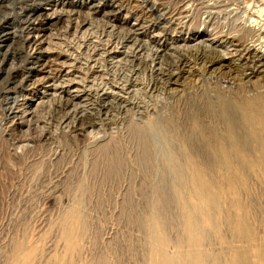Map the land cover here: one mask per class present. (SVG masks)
<instances>
[{
    "label": "rangeland",
    "instance_id": "rangeland-1",
    "mask_svg": "<svg viewBox=\"0 0 264 264\" xmlns=\"http://www.w3.org/2000/svg\"><path fill=\"white\" fill-rule=\"evenodd\" d=\"M236 26L250 28L252 36L236 41ZM256 29L264 30V0H0V262L23 230L37 247L38 263L53 264L64 251L54 214L66 202L54 200L69 164L56 165L58 157L74 161L89 143L121 131L127 115L166 113L164 108L180 115L177 101L199 100L205 90L214 94L217 80L230 85L229 91L255 93L245 75L256 64V50L264 52ZM119 34L127 38L120 41ZM217 55L226 66L211 70ZM131 60H144L143 77L138 67L126 72ZM166 68L169 75L180 74L181 85L169 83V75L160 72ZM44 107L56 113L60 108L57 124L39 118ZM198 152L210 165L208 152ZM40 162L45 172H31L30 165ZM226 194L214 209L217 223L204 225L202 250L212 259L219 255L218 264H239L234 255L246 251V263L255 264L264 249V191L249 174L248 186L238 192L249 210L247 237L233 227L237 217ZM46 197L49 203L42 201ZM116 206L105 205V217L90 212L77 264L107 249L124 250L113 264H138V252L131 249L138 232L118 218Z\"/></svg>",
    "mask_w": 264,
    "mask_h": 264
},
{
    "label": "bare ground",
    "instance_id": "bare-ground-1",
    "mask_svg": "<svg viewBox=\"0 0 264 264\" xmlns=\"http://www.w3.org/2000/svg\"><path fill=\"white\" fill-rule=\"evenodd\" d=\"M216 30V35H220L221 31ZM256 30L258 39H264V30ZM233 32L236 33L233 38L243 42L252 30L236 26ZM112 36L107 34V37ZM116 38L123 41L127 34L126 37L116 35ZM28 39L24 40L27 44ZM141 48L145 50L146 47ZM253 55L256 57V64L245 75V84L254 88L255 93L248 94L242 87H238L235 92L229 91L230 85L217 80L212 83L215 85L214 94L205 90L198 96L199 100H176L177 110L183 109L179 116L177 111L169 108H164L166 113L157 109V113L141 112L138 117L134 114L127 115L121 131L115 135L103 136L99 141L88 142L83 151L76 153L74 161L71 162L66 156L58 157L56 165L65 161L69 167L62 181L60 196L57 200L53 199L57 203L65 199L66 203L54 214V220L56 227L60 220H65L68 224L63 228L58 226V236L65 243V248L56 255L53 264H77L76 252L90 229L91 211L105 217L104 206L117 205L118 218L123 221L137 215L142 216L146 208L150 210L149 214L158 212L161 205L172 203L173 191L178 187L185 191L194 189V198L204 212L206 227L217 223L214 209L229 193L237 217V223L233 227L241 237L249 236V210L239 198L238 192L248 186L249 174L264 191V52L256 50ZM221 57L217 55L211 58L208 68L219 71L226 66ZM32 63L34 62L31 61L30 66ZM137 67L138 78H141L146 72L144 60H131L126 66V72H133ZM27 69L28 72L31 67ZM167 71L166 68V71L160 72L164 75ZM26 73H21V80L27 78ZM169 77V83L176 87L182 84L180 74H170ZM122 79L129 81L126 75ZM141 82L143 83V78ZM136 94L143 97L140 93ZM59 109L57 108L56 113L44 107L39 118L44 121L48 118V122L57 124ZM198 147L208 152L212 161L210 165L201 161ZM30 167L31 172L37 167L42 173L45 172L42 162L37 165L32 163ZM213 172L219 173L217 178L210 176ZM116 196L119 197L118 202L114 200ZM42 201L49 203L51 199L46 197ZM169 229L165 227V232L169 233ZM262 250L255 256V264L264 257V249ZM36 252L34 241L23 230L13 238L11 248L6 257H2L0 264H41L42 262H37ZM202 253L206 258H211L205 251ZM123 255V249L118 252L107 249L106 252L95 253L86 264H113L116 258L121 260ZM234 256L239 259V264H248L244 260L249 257L246 251L237 252ZM213 258L218 262L220 260L217 254ZM214 259L213 264H218Z\"/></svg>",
    "mask_w": 264,
    "mask_h": 264
},
{
    "label": "water",
    "instance_id": "water-1",
    "mask_svg": "<svg viewBox=\"0 0 264 264\" xmlns=\"http://www.w3.org/2000/svg\"><path fill=\"white\" fill-rule=\"evenodd\" d=\"M172 203L161 205L158 212L145 209L142 216L125 219L128 229L138 232L137 245L131 249L138 252V264H213L202 253L205 215L194 189L186 191L178 187L173 191ZM68 224L60 220L58 226ZM165 227L170 228L169 233ZM96 263V262H95Z\"/></svg>",
    "mask_w": 264,
    "mask_h": 264
}]
</instances>
